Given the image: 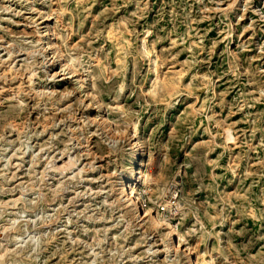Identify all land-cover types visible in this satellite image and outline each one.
Segmentation results:
<instances>
[{
	"label": "rangeland",
	"instance_id": "obj_1",
	"mask_svg": "<svg viewBox=\"0 0 264 264\" xmlns=\"http://www.w3.org/2000/svg\"><path fill=\"white\" fill-rule=\"evenodd\" d=\"M172 238L264 264V0H0V264H189Z\"/></svg>",
	"mask_w": 264,
	"mask_h": 264
},
{
	"label": "bare ground",
	"instance_id": "obj_2",
	"mask_svg": "<svg viewBox=\"0 0 264 264\" xmlns=\"http://www.w3.org/2000/svg\"><path fill=\"white\" fill-rule=\"evenodd\" d=\"M48 23L49 22L47 21L46 24L48 25ZM52 46H54V45H52ZM52 48H54V47H52ZM56 51H57V49H56ZM55 73H57V72H55ZM131 149H132V153H131L130 162H132L134 165L136 164L137 167L136 168H133L134 166H132L131 169H130V171H129V173H128V176L124 177V180H122V182L119 183V184H120V191L122 190L121 192L123 193V199H124L125 203L128 202L129 208L134 207L135 210H137L138 212H140L141 210H143L142 209V206L143 205H141L140 203L144 204L145 201H144V198H143V201L141 200V198H140L141 194L138 192V189L142 185L143 186H146V185L148 186V184H149L144 179L143 174H142V171H141V167L144 164L142 157L146 154V152H144V149H143L142 145L140 146L139 143H138V141L135 140V139L131 140ZM155 174L156 175H155L154 178L156 179L158 177V175H159V172L157 171ZM145 195H148V193L144 190L143 191V196H145ZM146 206H147V204L144 205V207H146ZM148 211L149 210L144 209L145 215L141 217L142 219H140V222H143L146 218H148V216H150V217L153 218L154 225H155L156 228H158V229L163 228V229L169 230L168 229V225L169 224H168L167 218L165 217L164 214H160L159 212H157V214H158V215H156L157 219H155L156 217H153V215L151 216V212L148 213ZM170 230L168 232H166L165 235L171 236L173 233H170ZM172 239L175 240V243H173L174 245L172 246L174 248V250L176 252H181L182 254H186L187 255L188 259L185 262L186 263H189V264H197L193 260V258H192L193 256L191 257V253L192 252H189L190 254L187 253L186 248H185V245L186 244H184L181 241V239L178 241V243H177V238H172ZM193 253H194V251H193Z\"/></svg>",
	"mask_w": 264,
	"mask_h": 264
},
{
	"label": "built area",
	"instance_id": "obj_3",
	"mask_svg": "<svg viewBox=\"0 0 264 264\" xmlns=\"http://www.w3.org/2000/svg\"><path fill=\"white\" fill-rule=\"evenodd\" d=\"M157 165H159V164H157ZM141 171H142L143 177L147 181V183H150L155 179L154 177L156 174H154V173L147 174L146 172H144V164L141 167ZM170 195L166 196L165 199H162L160 197L161 199L157 203L154 201L153 207H155L156 211H158L161 214H164L171 222H173L176 219V216H178L179 207L175 201V199L177 198V192H175L174 195H172V194H170ZM147 200H149V202ZM163 200H165V201H163ZM144 201H145L144 205L148 204V203L150 204V202H151L150 199H148L147 197L144 198ZM139 261L140 260H129V261L128 260H122L120 262H116V264H139ZM154 264H158V263L155 262Z\"/></svg>",
	"mask_w": 264,
	"mask_h": 264
}]
</instances>
